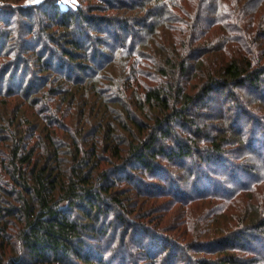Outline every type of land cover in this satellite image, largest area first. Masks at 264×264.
I'll use <instances>...</instances> for the list:
<instances>
[{"label":"trees","instance_id":"trees-1","mask_svg":"<svg viewBox=\"0 0 264 264\" xmlns=\"http://www.w3.org/2000/svg\"><path fill=\"white\" fill-rule=\"evenodd\" d=\"M0 7V264H264V0Z\"/></svg>","mask_w":264,"mask_h":264},{"label":"rangeland","instance_id":"rangeland-1","mask_svg":"<svg viewBox=\"0 0 264 264\" xmlns=\"http://www.w3.org/2000/svg\"><path fill=\"white\" fill-rule=\"evenodd\" d=\"M43 1H45V0H26L24 2V5H36V4H39ZM59 2L64 9H68L70 7H75L79 4L78 0H60ZM4 4H5V2L3 0H0V7L3 6Z\"/></svg>","mask_w":264,"mask_h":264}]
</instances>
